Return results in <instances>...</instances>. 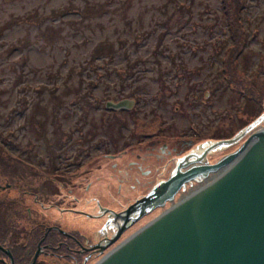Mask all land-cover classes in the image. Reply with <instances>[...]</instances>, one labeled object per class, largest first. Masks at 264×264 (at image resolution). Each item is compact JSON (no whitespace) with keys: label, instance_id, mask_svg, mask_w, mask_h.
Here are the masks:
<instances>
[{"label":"rangeland","instance_id":"rangeland-1","mask_svg":"<svg viewBox=\"0 0 264 264\" xmlns=\"http://www.w3.org/2000/svg\"><path fill=\"white\" fill-rule=\"evenodd\" d=\"M233 2L237 9L242 0ZM223 3L0 0V205L12 209L18 240L4 247L35 249L53 224L99 239L105 218L85 213L97 216L100 205L120 210L148 192L143 180L150 175L129 164L150 140L230 137L264 111V0H246L242 16L250 40L237 73L247 86L256 84L252 90L229 82L235 72L227 66L219 72L231 46ZM126 98L135 100L131 109L106 107ZM261 128L264 119L210 154V163ZM147 165L152 179L166 177L159 163ZM120 169L131 173L128 181L119 180ZM45 251L42 264H75L57 256L63 250Z\"/></svg>","mask_w":264,"mask_h":264},{"label":"water","instance_id":"water-1","mask_svg":"<svg viewBox=\"0 0 264 264\" xmlns=\"http://www.w3.org/2000/svg\"><path fill=\"white\" fill-rule=\"evenodd\" d=\"M134 106L135 100L129 98L106 102L107 108L116 110ZM256 118L234 137L214 145L238 141L264 119V111ZM211 150H204L205 156ZM185 158L190 157L180 158L176 172L125 210L106 209L110 220L114 217L123 223L109 243L94 247L102 251L131 224L159 208L91 264H264V128L253 131L238 149L215 162ZM197 179L200 184L182 197L186 184ZM0 249L8 255V264H16L10 249L1 243ZM40 253L39 247L31 264H36Z\"/></svg>","mask_w":264,"mask_h":264},{"label":"flooded vegetation","instance_id":"flooded-vegetation-1","mask_svg":"<svg viewBox=\"0 0 264 264\" xmlns=\"http://www.w3.org/2000/svg\"><path fill=\"white\" fill-rule=\"evenodd\" d=\"M218 139H222V138H218ZM150 141H152L151 145L147 146L146 150L144 151L146 153H144V155H143V153H135L138 160H131L130 164H129L131 168H133L138 173H141L143 175V177L150 175V178H148L147 180H143L144 182L148 181L147 182V186H149L148 192H150L160 181L167 179L172 173L176 172L177 164H178V161L180 158L186 157V156L190 157V158L183 159V161L188 160V159L198 160V159L204 158L205 160L210 162V160L208 159L210 157V154L219 153L223 149V147H227L225 144L224 145H218V146L214 145L215 139H213V138H209V139H207L201 143L195 142L194 139H184L182 137L176 139L173 142H170L168 140L165 141L162 138H156L155 140H150ZM208 148H211L212 152L208 153L205 156L204 150H206ZM104 155H106L107 157H111V158L115 157L116 158V155H118V154H107L106 153ZM145 161H154L155 163H159L161 166H158V168L161 167L162 169L160 168V170L168 173V176L164 177L161 180L152 179V177H151L153 174L152 169L148 168L149 165L144 167ZM169 161H171V162H169ZM213 162H215V161H213ZM162 164H165V168ZM114 165L116 167L117 162H115ZM119 171H120V174L122 175L121 179H119V180H123V182L128 181L125 179L127 177H129L131 175V173L127 169L125 170V172L122 171L121 169ZM70 173L71 172H69V174ZM69 181H72V178L69 179ZM200 181L201 180L197 179V180H193V181L187 183L185 188H183L181 191L182 196L186 195V193L187 194L190 193L192 189H194L196 186H198V184H200ZM137 182L140 183V177H137ZM123 184L124 183H120V188ZM87 188L90 189L91 186H87ZM142 196H144V195H142ZM178 197H179V194H178ZM37 201H40L39 198L37 199ZM134 202L135 201L131 202L130 204H132ZM130 204H128L127 207ZM166 206L163 208H166ZM99 207H100L101 213H99V214L97 213V216H95V217L106 219V224L103 227H101V229H100V233L102 236L99 239L95 240V239H93L92 235H89V233H82L81 234L78 232V230H72V231L67 230V232L66 231L63 232L59 229V228H62L60 225L53 224L52 226H50L52 228L47 227L44 230L43 235L40 237V239L36 243L37 249L40 247L42 253L47 252V251H45V249H47V250L50 249V251L53 255H56L55 252H59L60 250H63L64 252H60V253H62L61 256H64V257L70 259L75 264H87L95 256H99V255L102 256L108 250H111L119 241H122L125 238H127V237H125L126 233L130 234L131 230L136 225H138L140 223V221H142V219L151 215L153 213V211H156L157 209H159V208H156V209L152 210L150 213L146 214L140 220L136 221V223L131 224L122 233L121 237L114 244H112L107 249L102 251L100 248L102 246H104L105 244L109 243V239L111 237H113L118 232L119 226H121L123 223L122 221L116 222L114 217H112L110 220L109 219L110 218V216H109L110 211H107L106 209L120 212L122 210H125L126 207L121 209V210H115L111 207L104 208V207H102V205H100ZM101 214H102V216H101ZM90 215H92V214H90ZM116 225H118V227H115ZM129 234L127 236H129ZM107 238H109V239H107ZM47 239L49 240V242L44 244V242ZM96 245H100V248L95 249L94 247ZM13 256H14L15 263L17 264L14 253H13Z\"/></svg>","mask_w":264,"mask_h":264},{"label":"trees","instance_id":"trees-1","mask_svg":"<svg viewBox=\"0 0 264 264\" xmlns=\"http://www.w3.org/2000/svg\"><path fill=\"white\" fill-rule=\"evenodd\" d=\"M223 2L225 3V4L224 3L222 4V6H223V17H224L226 29L228 32V38L230 39L228 44L231 45L229 47V49L231 47H233L234 44H237L240 41L242 43L240 49L239 48H233L230 51H229V49H227L221 57L224 65L222 66V68H220L219 72L221 74H223V73L225 74V73H227V71H226L227 68H228L229 72L230 71L233 73L235 72V74H233V78L229 79V82H232V81H235L236 79L241 80L240 76L237 73V69L239 68L238 65L240 64V58H242V55H243L242 52L248 46V42L250 40L249 32H248L249 30L246 26L245 19L243 18L244 17L243 12L245 11V9L247 7L246 5H248V4H246V0H242L241 4L236 9L233 0H223ZM172 17H173V15L171 16V18ZM238 39H239V41H238ZM243 43H244V45H243ZM228 54L230 55L229 60L224 59ZM245 61H247V60L245 59ZM245 63H248V62H245ZM225 66H227V68ZM254 72H256L257 78H259L261 75V71L255 70ZM241 81L244 84V88H246V89L252 90V89L256 88V84H253L252 81H251V86H247L243 80H241ZM0 146L3 148V150H5V146H4L3 142H0ZM6 206L7 205H5V204L0 205V243L3 246H5V244H3V242H7V241L8 242L12 241L15 243L18 242V240L15 238L17 236L13 235V233H12L13 230L11 229L12 224H11V219H10L9 214L11 213L12 209H10L8 206L7 207ZM9 249L11 250L12 248H9ZM32 249L34 251H36L37 247H35V249H34V247L31 248V246L29 247L27 245V247H24L21 249L14 248V250H15V251L13 250L14 254L16 252H19V254H20V256H17L15 254L17 264H21V262L26 261V259H27V261L32 262L33 257H34L33 254L35 253V252H33V254L30 255ZM26 250H28L30 253H29V255L24 256L23 254H25ZM2 253H3V255L7 256V254L0 249V256H2ZM99 257H100V255L95 256L94 258L98 259ZM1 259L6 260V258L0 257V264H8L7 260L5 262ZM30 262H29V264H31ZM37 264H42V262H40V260H38ZM43 264H47V263H43Z\"/></svg>","mask_w":264,"mask_h":264},{"label":"bare ground","instance_id":"bare-ground-1","mask_svg":"<svg viewBox=\"0 0 264 264\" xmlns=\"http://www.w3.org/2000/svg\"><path fill=\"white\" fill-rule=\"evenodd\" d=\"M240 146H241V145H240ZM240 146H239V147H240ZM239 147H238V148H239ZM238 148H237V149H238ZM234 151H235V150H234ZM107 239H108V238H107Z\"/></svg>","mask_w":264,"mask_h":264}]
</instances>
